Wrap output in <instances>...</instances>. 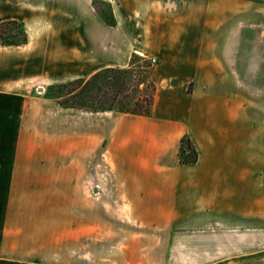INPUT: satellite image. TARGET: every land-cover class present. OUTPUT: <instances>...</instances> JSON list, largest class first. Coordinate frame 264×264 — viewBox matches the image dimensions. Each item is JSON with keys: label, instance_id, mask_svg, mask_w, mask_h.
Segmentation results:
<instances>
[{"label": "crops", "instance_id": "obj_1", "mask_svg": "<svg viewBox=\"0 0 264 264\" xmlns=\"http://www.w3.org/2000/svg\"><path fill=\"white\" fill-rule=\"evenodd\" d=\"M92 1L0 0L26 35L0 45V98L157 61L149 115L104 112V264H264V0H97L113 26ZM24 141L0 138V264H56L29 246L60 211L37 196L75 185L77 156Z\"/></svg>", "mask_w": 264, "mask_h": 264}, {"label": "rangeland", "instance_id": "obj_2", "mask_svg": "<svg viewBox=\"0 0 264 264\" xmlns=\"http://www.w3.org/2000/svg\"><path fill=\"white\" fill-rule=\"evenodd\" d=\"M98 2L95 6L107 14L104 1ZM4 10L6 8L0 10V14ZM93 20L96 22L97 19L93 17ZM133 55L136 58L131 62L129 73L118 77L119 83L122 82L118 100L128 102L130 106L137 102L142 108L146 106L143 100L150 101L146 106L149 115L156 90L151 73L157 61L134 52L129 59ZM148 65L151 66L150 73L145 69ZM127 66L121 69H128ZM54 85L32 86L22 105L13 98H0V138L24 139L29 154L47 153L49 148L60 151L62 169L71 164L68 155L77 156V183L68 185L65 180L60 195L37 196V202L42 204L56 202L60 211H55L54 215L44 211V221L36 236L39 242L29 243V246L45 252L46 256L49 254L53 257L50 262L56 264H104V248L107 250L108 246L114 245L104 244V170L107 169L104 163V112L67 107L73 100L61 95L71 91L72 87L51 92L49 88ZM55 96L60 98L55 100ZM5 125L7 130L2 129ZM57 136H61L62 143L57 141ZM49 141L52 142L47 146ZM125 261L131 263L133 259ZM139 261L143 264L145 260Z\"/></svg>", "mask_w": 264, "mask_h": 264}, {"label": "trees", "instance_id": "obj_3", "mask_svg": "<svg viewBox=\"0 0 264 264\" xmlns=\"http://www.w3.org/2000/svg\"><path fill=\"white\" fill-rule=\"evenodd\" d=\"M99 3L97 0H93L91 5L95 13L100 19L108 26L114 25V20L111 15L110 8L107 4H103L107 8V14H104L95 5ZM26 43V35L21 23L17 21H2L0 22V45L1 46H20ZM136 56L133 55L129 59L128 69H114L106 68L101 69L86 79H75L68 82L56 84L51 86L49 90L51 92H59L64 88H71V91L61 95L65 96V99L73 100L69 108L83 109L88 112H105L113 111L124 114H132L139 116H147L148 110L146 106L150 105V101L143 100L146 106L142 108V104L133 102L132 106L128 102L118 100L120 84L119 76L129 73L133 63L132 60ZM150 73L151 66L145 67ZM58 100L60 97H53ZM147 102V103H146ZM143 109V110H139ZM186 150H188L186 152ZM191 154V156H188ZM178 159L182 164L193 163L195 160V152L187 139L182 138L178 148Z\"/></svg>", "mask_w": 264, "mask_h": 264}]
</instances>
